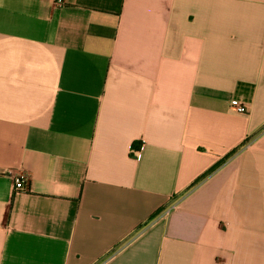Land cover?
<instances>
[{
  "label": "crops",
  "instance_id": "crops-1",
  "mask_svg": "<svg viewBox=\"0 0 264 264\" xmlns=\"http://www.w3.org/2000/svg\"><path fill=\"white\" fill-rule=\"evenodd\" d=\"M0 264H264V0H0Z\"/></svg>",
  "mask_w": 264,
  "mask_h": 264
},
{
  "label": "built area",
  "instance_id": "built-area-1",
  "mask_svg": "<svg viewBox=\"0 0 264 264\" xmlns=\"http://www.w3.org/2000/svg\"><path fill=\"white\" fill-rule=\"evenodd\" d=\"M229 108L234 111L237 114H245L246 110L243 104H241L240 102L236 101V100H231L229 101ZM137 153H139V150H137ZM26 183L25 181L20 178V177H16L14 179V190L15 192H19V191H23L26 188ZM175 207V205H171L165 209H163V211H161L162 216H166L169 214V212Z\"/></svg>",
  "mask_w": 264,
  "mask_h": 264
},
{
  "label": "trees",
  "instance_id": "trees-1",
  "mask_svg": "<svg viewBox=\"0 0 264 264\" xmlns=\"http://www.w3.org/2000/svg\"><path fill=\"white\" fill-rule=\"evenodd\" d=\"M222 163H223V162H220L219 165H221ZM219 165H218V166H219ZM218 166H217V167H218ZM215 168H216V167H215ZM215 168H212L207 174L211 173Z\"/></svg>",
  "mask_w": 264,
  "mask_h": 264
}]
</instances>
